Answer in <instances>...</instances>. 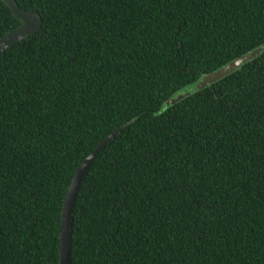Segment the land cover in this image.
Masks as SVG:
<instances>
[{
    "label": "trees",
    "instance_id": "16d2710c",
    "mask_svg": "<svg viewBox=\"0 0 264 264\" xmlns=\"http://www.w3.org/2000/svg\"><path fill=\"white\" fill-rule=\"evenodd\" d=\"M42 25L0 55V264H264V0H16ZM20 23L0 0V36Z\"/></svg>",
    "mask_w": 264,
    "mask_h": 264
},
{
    "label": "water",
    "instance_id": "95a60500",
    "mask_svg": "<svg viewBox=\"0 0 264 264\" xmlns=\"http://www.w3.org/2000/svg\"><path fill=\"white\" fill-rule=\"evenodd\" d=\"M12 11L16 19L20 23L14 28L10 29L2 36H0V55L9 49L15 43L20 42L24 38L34 35L42 25V17L37 10L34 9H24L21 8L16 0H2ZM264 49V44L257 47L244 55L222 65L216 70L209 73H202L199 76L198 81L192 86L191 90H184L176 94L175 96L168 98L164 102V106L161 111L166 109L168 106L175 104L179 100L183 99L185 96L189 95L192 91L202 89L209 86L211 83L221 79L227 74H230L235 69H237L241 64L250 60L260 54ZM133 119L127 121L116 127L113 131L108 133L99 143L94 147V149L87 154L82 162L75 169L73 176L70 180L68 188L66 190L61 217H60V231H59V263L60 264H71V235H72V219H73V208L75 205V200L79 187L86 177L92 163L104 148V146L116 137L122 127L127 123L131 122Z\"/></svg>",
    "mask_w": 264,
    "mask_h": 264
},
{
    "label": "rangeland",
    "instance_id": "374dc122",
    "mask_svg": "<svg viewBox=\"0 0 264 264\" xmlns=\"http://www.w3.org/2000/svg\"><path fill=\"white\" fill-rule=\"evenodd\" d=\"M183 91V90H182Z\"/></svg>",
    "mask_w": 264,
    "mask_h": 264
}]
</instances>
